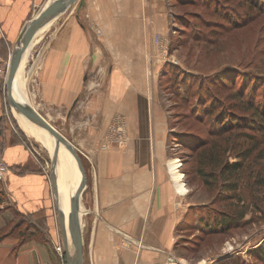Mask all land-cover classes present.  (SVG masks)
I'll return each instance as SVG.
<instances>
[{"label":"crops","instance_id":"0c3cea01","mask_svg":"<svg viewBox=\"0 0 264 264\" xmlns=\"http://www.w3.org/2000/svg\"><path fill=\"white\" fill-rule=\"evenodd\" d=\"M51 1L0 0V60L10 59L23 27ZM168 15L166 0H84L82 5L77 0L34 36L18 73L16 93L72 141L82 158L84 264H152L172 247L184 218V197L165 168L167 122L152 85L159 62L152 35L167 33ZM117 114L126 119L128 144L119 149L107 141L102 149ZM2 128L0 157L9 168L0 185L44 236L21 245L7 236L0 243V264H58L53 246L63 238L44 159L9 123ZM0 208L2 217L7 208L3 203ZM125 238L142 245L125 248Z\"/></svg>","mask_w":264,"mask_h":264},{"label":"rangeland","instance_id":"374dc122","mask_svg":"<svg viewBox=\"0 0 264 264\" xmlns=\"http://www.w3.org/2000/svg\"><path fill=\"white\" fill-rule=\"evenodd\" d=\"M166 3L167 33L158 31L152 35L159 61L154 66L152 85L158 90L156 100L167 122L163 129L165 168L176 187L171 167L179 160L180 166L176 169L183 174L187 192L178 194L184 197L186 211L176 227L172 247L152 264H166L170 259L182 260L184 264H264V183L258 184V178H264V132L250 127L259 123L251 120L254 114L245 103L249 97L255 104L264 103V0H166ZM30 52H33L32 46ZM31 83L27 80L25 87L33 103ZM0 98L3 104L8 101L7 88L0 90ZM17 112L13 113L8 101L9 118L4 116L0 120L3 125L12 122L19 136H24L41 154L50 178V148L24 129ZM221 115L222 122H219ZM115 118L106 130L102 149L109 142L119 149L128 144L126 119L123 114ZM222 123L228 125V130L217 134L215 131ZM180 137L187 143H182ZM254 137L257 140L252 142ZM209 148H226L223 161L243 160L236 190L241 201L225 195L222 177H218L217 186L215 182L206 185L201 180L197 169L205 165L201 160ZM245 150L251 152L246 158ZM63 193L66 198L70 197L71 188L67 194ZM0 194L7 208L0 217V227L9 232L19 219L23 220V227L29 225L32 218L15 209L1 185ZM241 207L247 210L245 218L226 230H202L199 222L192 219L197 212L204 222L207 218L212 222L214 217L235 215ZM121 244L138 249L142 242L125 238ZM56 260L58 264H66L65 254L63 258L58 255Z\"/></svg>","mask_w":264,"mask_h":264},{"label":"water","instance_id":"95a60500","mask_svg":"<svg viewBox=\"0 0 264 264\" xmlns=\"http://www.w3.org/2000/svg\"><path fill=\"white\" fill-rule=\"evenodd\" d=\"M77 0H52L35 17H33L22 29L10 54L9 69L7 75V97L11 107H15L30 121L39 127L49 131L54 137L55 146L51 154L50 181L55 196L56 207L60 229L65 247L66 264H84V244L82 238L81 204L87 184L86 170L78 149L59 129H57L38 109L16 96L14 93V81L23 55L33 37L43 29L52 19L60 16ZM84 0H81V5ZM63 144L77 160V167L81 174V182L72 194L69 211L59 204V182H58V146Z\"/></svg>","mask_w":264,"mask_h":264},{"label":"trees","instance_id":"16d2710c","mask_svg":"<svg viewBox=\"0 0 264 264\" xmlns=\"http://www.w3.org/2000/svg\"><path fill=\"white\" fill-rule=\"evenodd\" d=\"M247 105L248 109L252 110V113L254 114L253 118L251 120L255 121V123H259V125H253L250 127H254L255 131H262L264 132V103L263 104H255V101L253 98H248V100L245 102ZM4 119L3 117H1ZM219 122H222V115L218 117ZM217 119V120H218ZM3 120H0V132H2V127L3 123L1 122ZM230 121V120H229ZM226 122V121H225ZM231 123V122H230ZM224 125V126H223ZM219 129L215 131L217 134H223L228 130V125L226 123H222L219 125ZM182 138V137H180ZM257 140L256 137L252 138V142ZM182 143H187V141L182 138L181 140ZM195 143V142H194ZM193 143V144H194ZM189 144V143H188ZM191 144V143H190ZM203 143L201 142L199 146H201ZM206 157H202V162H205L204 166H200L197 169L198 175L200 176L201 180L204 181L206 185H210L212 182L216 183L217 186V181L218 177H222L223 179V185H225V195L228 198L231 199H237L241 201V197L237 196L236 190L239 189V180L238 176L240 175V172L242 170L243 166V160L235 161V162H229V161H223L222 154H226L227 149L226 148H220V149H214V148H209L207 150ZM204 152V151H203ZM251 155V152H248L245 150L243 153V156L246 158ZM210 168L209 171L207 169ZM258 184L263 185L264 183V178H258ZM3 190H1L2 192ZM230 192V193H229ZM3 198L1 197L0 194V204L2 203ZM0 211L2 209L0 208ZM191 211V210H190ZM247 210L244 208H240L238 212L235 215H223L222 218H217L214 217L213 221L210 222V220L207 218L206 221L204 222L201 217L199 218V215L197 212H194L192 215L193 222L196 220L199 222V227L202 230H208L210 232L213 231H220V230H226L229 229L233 223L239 222L241 219H244L246 216ZM196 215V216H195ZM194 217V218H193ZM192 221V220H190ZM205 224V226H204ZM23 220H17L15 223H13V226L11 227V230L9 232H5L0 227V243L6 238L7 236H13L17 237L19 239L18 245H21L23 242L26 240L32 238V237H37L42 234L43 238V230L41 228H38L39 225H37L33 220L27 224V226H24ZM182 225L178 226L181 227ZM17 249V248H16ZM15 249V250H16Z\"/></svg>","mask_w":264,"mask_h":264},{"label":"bare ground","instance_id":"6f19581e","mask_svg":"<svg viewBox=\"0 0 264 264\" xmlns=\"http://www.w3.org/2000/svg\"><path fill=\"white\" fill-rule=\"evenodd\" d=\"M27 49H28V47H27ZM27 49H26V51H27ZM26 51L23 55L22 62L24 60ZM22 62L20 64V67L18 69V72H17L16 77H15V81H14V93L18 97H20V96L16 93L15 86H16V80H17L18 73L20 71ZM12 110H13V113H14V110L18 111L15 107H12ZM17 114L23 120L24 129L27 132L32 133L35 137H37L40 141H42L44 145L49 146L51 154H52L53 150H54V146H55V141H54V137L52 136V134L49 131L39 127L38 125H36L32 121H30L20 111H18ZM57 158H58L57 169H58V182H59V204L67 213L69 211V206H70L72 194L77 189L82 178H81V174H80L78 167H77V160L74 158V156L72 154H70V152L67 150V148L61 143L58 146ZM62 159H63V161H62ZM178 161L179 160H176L175 162H173L172 163L173 167H171V168H172L173 176L175 179L176 189L178 190L179 193L184 194L187 192V186L184 184V181L182 179L183 174L176 169L178 166H180V163ZM62 182H63V184H62ZM62 185L64 186V188L66 190L65 191L66 194L70 191V188H71L70 197H67L68 199L66 198V196L63 195ZM179 262L184 264V262L182 260H180Z\"/></svg>","mask_w":264,"mask_h":264},{"label":"built area","instance_id":"2783aa9c","mask_svg":"<svg viewBox=\"0 0 264 264\" xmlns=\"http://www.w3.org/2000/svg\"><path fill=\"white\" fill-rule=\"evenodd\" d=\"M158 41H160V37L158 38ZM8 69H9V59L7 61L0 60V90L2 88L3 89L7 88ZM4 116H8L7 118H9L8 101L7 102L4 101V104H3V100L0 98V118L4 117ZM8 120L9 119H7V121ZM10 124H11V127L15 129L13 123L11 122ZM0 139H1V132H0ZM121 143H123V141H121ZM29 146H30V150L33 153H35L37 156L40 155V153L37 150H35V148L33 146H31V145H29ZM42 161L46 162V160H42ZM43 162L41 163L42 167L45 169V172L48 174V172H47V163L44 164ZM8 168H9L8 164L4 160H2V158L0 157V181L4 180L6 172L8 171ZM55 250H56V252L58 253V255L61 258L64 257L65 247H64V244H63L62 240L59 239L55 243ZM166 264H182V263H180L177 260L170 259Z\"/></svg>","mask_w":264,"mask_h":264}]
</instances>
